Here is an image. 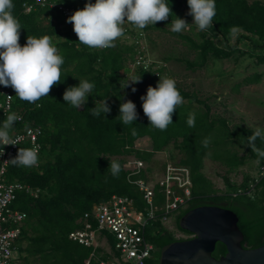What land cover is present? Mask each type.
<instances>
[{"label":"trees","instance_id":"16d2710c","mask_svg":"<svg viewBox=\"0 0 264 264\" xmlns=\"http://www.w3.org/2000/svg\"><path fill=\"white\" fill-rule=\"evenodd\" d=\"M57 1L76 10L82 9L86 2L95 3V0ZM31 2L33 0H13V14L22 26L20 45L26 43L27 36L39 38L48 35L63 56L64 64L62 81L51 89L49 97L32 104L20 100L15 94L11 112L3 116L0 111V126L10 114L20 117L11 132H21L29 126L40 129L37 139L40 146L38 165L23 167L10 162L5 176L7 181H17L39 191L37 197L19 193L11 205L13 209L26 214L16 242L18 256L22 258L21 254L24 253L36 264H85L93 248L69 240L68 235L82 228L79 220L91 211L93 205L107 201L112 195H120L133 199L136 209L143 208L141 194L127 182V172L119 158L134 155L136 159L148 161L153 153L160 152L171 142L177 143V148L183 154L179 163L189 168L191 179V198L187 208L176 215V230L192 236L179 229L178 220L198 206H218L237 216V227L243 235V248L255 249L263 245L264 205L247 197L206 196L209 185L200 173L205 158L219 161L230 169L240 166L244 161V157L238 156L241 149L248 151L264 166V157L255 154L248 143L252 133L245 129L232 131L224 120L211 116L206 102L178 87L184 102L173 114V123L165 131L152 128L143 113L139 97L146 94L148 86L155 87L157 80L153 72H135L134 76H141V81L136 83L138 90L135 97H130L132 86L124 87L128 91H123L127 83L123 77L125 62L129 59L127 56L134 53L135 46L121 44L117 39L114 47L91 49L78 41L70 23L49 8L37 7L30 13H24L22 5ZM215 4L213 27L206 31L211 33V39H203L204 42L198 46L201 49L199 62H188V68L193 65L201 67L208 53L220 58L231 56L236 46L230 45L229 39L236 31L239 32L236 42L243 41L254 51H264V3L215 0ZM169 6L174 17L192 19L187 14V0H169ZM173 16L167 22H157L149 27L168 26ZM61 24H64V29L59 28ZM180 38L194 45L190 37L180 35ZM81 79L93 83L95 87L85 105L75 109L67 105L62 97L66 88L78 85ZM104 99L111 109L110 113L92 116L89 109ZM125 100H131L136 105L138 118L132 125H124L118 117L119 105ZM37 104L41 106L37 107ZM190 113H195L194 127L187 123ZM133 128L136 129L135 135L132 134ZM140 138H149V152L134 149L135 141ZM230 145L236 149L232 151L228 147ZM20 148H27V145L23 144ZM255 148L264 152L261 139L255 141ZM112 161L121 166L118 177H113L108 169ZM139 177L144 175L141 173ZM262 181L264 192V177ZM156 195L159 196L158 193ZM160 202L158 198L157 204ZM146 239L156 248L154 258L146 264L158 263L159 250L163 246L182 240L176 239L172 230L159 222H153L148 227ZM109 240L113 244L110 236ZM225 253V247L216 243L212 256L218 259Z\"/></svg>","mask_w":264,"mask_h":264},{"label":"clouds","instance_id":"9594fccd","mask_svg":"<svg viewBox=\"0 0 264 264\" xmlns=\"http://www.w3.org/2000/svg\"><path fill=\"white\" fill-rule=\"evenodd\" d=\"M187 5V14L193 20L191 24L173 16L169 0H95V3L86 2L82 9L74 11L66 22L72 25L78 41L91 49L114 47L115 41L125 34V23L143 30L173 16L171 30L176 33L190 30L192 24H195L199 31H207L213 27L216 15L215 0H187ZM13 9V0H0V85L11 87L16 94L14 95L20 100L36 104L41 98L49 97L51 89L62 81L64 58L48 35L39 38L27 36L26 43L21 46L19 38L22 26L14 16ZM140 81V75L132 77L123 88ZM94 87L93 83L81 79L78 85L65 89L63 101L75 109H80L85 105ZM131 91L135 92L136 88L132 87ZM140 99L149 125L160 131H165L173 123V114L184 102L175 79L168 76H159L156 86H148L146 94ZM39 106L41 105L37 104V107ZM89 110L94 117L111 111L106 99ZM118 117L124 125H132L138 118L136 105L131 100L122 102L119 105ZM17 119L14 113L10 114L0 126V155H3L4 146L18 145L22 139L13 138L11 135V129ZM187 123L194 127L195 113L189 114ZM132 134H136L135 128L132 129ZM258 138L264 141V129L259 127L252 131L248 143L254 148ZM256 151L264 156V152L259 149ZM9 161L23 167L37 166L38 148H18L16 157ZM108 169L113 177H118L121 166L112 161Z\"/></svg>","mask_w":264,"mask_h":264},{"label":"rangeland","instance_id":"374dc122","mask_svg":"<svg viewBox=\"0 0 264 264\" xmlns=\"http://www.w3.org/2000/svg\"><path fill=\"white\" fill-rule=\"evenodd\" d=\"M247 1L248 3L253 1L264 3V0ZM185 21L189 24L193 22L192 19ZM149 26L145 29L146 37L142 38L145 45L143 42L142 44L145 46L144 49L148 58L154 63L157 62L153 69L155 70L153 76L157 82L159 76L175 79L176 87L185 92L193 93L199 100L206 102L210 107L211 116L224 120L228 128L234 132L245 129L252 133L257 127L264 129V51H254L243 41L236 42L239 34L236 31L229 39L230 45L236 46L231 56L220 58L208 53L206 61L201 67L193 65L188 68V62L194 64L199 62L201 49L198 46L204 42L203 39L210 40L211 33L199 31L195 24L191 25L190 30L180 33L173 32L171 24L168 26ZM59 28L64 29V24L59 25ZM131 29L135 30L136 28L132 27ZM180 35L190 37L194 45L181 39ZM129 37L119 38V43L134 44L133 38L127 39ZM133 52L127 57L130 58V55L135 54V50ZM138 70L136 69L135 72ZM132 77L135 76L130 78ZM130 78L125 79V81L128 82ZM156 84L154 85L156 86ZM130 86L136 88L135 92L130 93L132 98L135 97L138 87L136 84ZM123 91L128 90L124 88ZM193 106L197 105L193 104ZM262 143L264 144V141ZM176 144L174 142L169 143L160 152L153 153L148 161H143L149 184H154L162 176L167 162L179 163L182 159L183 154ZM228 147L232 151L236 149L231 145ZM134 149L149 152L151 150L149 138L136 140ZM256 149L252 147L253 152L259 154ZM238 156L244 157L243 163L231 169L211 158L203 159L200 173L209 185L206 196L247 197L264 205V192L261 184L264 174L260 169L262 166L260 161L252 158L245 149L239 150ZM129 158L135 157L129 155L119 158L123 162V167ZM177 214L178 210L169 219L168 228L172 230L175 238L189 239L190 236L179 233L175 228ZM21 256L22 258L19 257V264H36L34 259L26 258L24 253Z\"/></svg>","mask_w":264,"mask_h":264},{"label":"built area","instance_id":"2783aa9c","mask_svg":"<svg viewBox=\"0 0 264 264\" xmlns=\"http://www.w3.org/2000/svg\"><path fill=\"white\" fill-rule=\"evenodd\" d=\"M22 7L24 13H30L37 7H47L64 20L76 11L74 7L64 5L57 0H33L31 3H24ZM132 27L134 26L125 23V34L121 37L126 38L130 35L131 38L127 39L133 38L132 45L135 46V54L130 55L125 62L124 79L133 76L136 69L154 73L153 69L157 64L148 58L144 49L145 43L142 39L146 37L144 29L133 30ZM14 94L11 87L0 85V111L3 116L11 112ZM17 117V121H20V117ZM11 135L13 138L21 137L22 139L18 145L4 146L3 155H0V264H19L16 242L26 214L13 209L11 205L19 193L24 192L37 197L39 192L20 182L7 181L5 176L9 160L16 155L21 145H27V148L37 147L39 152L40 146L37 139L40 129L29 126L23 128L21 132H11ZM123 169L127 172V182L141 194L143 208L136 209L133 199L120 195H112L107 201L93 205L91 211L85 213L79 220L82 222V228L68 235L69 240L93 248L85 264H146L154 258L156 252L154 245L146 239L148 227L153 222H159L169 229L167 223L171 216L177 210L179 212L188 206L191 198L188 167L180 163L167 162L162 176L154 184L148 183L142 160L129 158ZM260 169L264 174V166ZM141 173L144 177H139ZM158 198L161 200L159 205ZM109 236L113 239V244H110Z\"/></svg>","mask_w":264,"mask_h":264},{"label":"water","instance_id":"95a60500","mask_svg":"<svg viewBox=\"0 0 264 264\" xmlns=\"http://www.w3.org/2000/svg\"><path fill=\"white\" fill-rule=\"evenodd\" d=\"M237 222V216L222 207L204 205L191 209L177 225L192 237L163 246L157 264H264V244L255 249L243 248ZM216 243L226 249L218 259L212 256Z\"/></svg>","mask_w":264,"mask_h":264}]
</instances>
